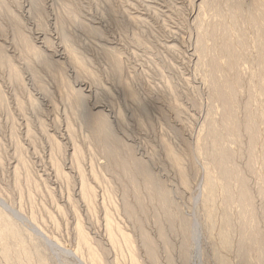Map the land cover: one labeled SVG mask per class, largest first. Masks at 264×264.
<instances>
[{
	"label": "rangeland",
	"instance_id": "rangeland-1",
	"mask_svg": "<svg viewBox=\"0 0 264 264\" xmlns=\"http://www.w3.org/2000/svg\"><path fill=\"white\" fill-rule=\"evenodd\" d=\"M0 264H264V0H0Z\"/></svg>",
	"mask_w": 264,
	"mask_h": 264
}]
</instances>
